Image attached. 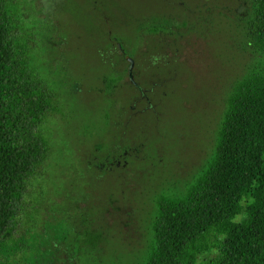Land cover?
<instances>
[{
  "label": "rangeland",
  "instance_id": "rangeland-1",
  "mask_svg": "<svg viewBox=\"0 0 264 264\" xmlns=\"http://www.w3.org/2000/svg\"><path fill=\"white\" fill-rule=\"evenodd\" d=\"M33 1L50 76L68 78L79 97L67 98L73 103L58 123L59 145L76 154L104 148L91 158L101 171L79 183L87 202L60 220L82 235L79 247L102 244V264H138L155 197L184 188L207 161L224 100L245 70L234 21L243 0ZM152 22L163 27L158 35ZM126 54L132 80L109 84L124 76L117 63ZM115 152H128L126 168ZM113 157L121 168L109 173Z\"/></svg>",
  "mask_w": 264,
  "mask_h": 264
},
{
  "label": "trees",
  "instance_id": "trees-1",
  "mask_svg": "<svg viewBox=\"0 0 264 264\" xmlns=\"http://www.w3.org/2000/svg\"><path fill=\"white\" fill-rule=\"evenodd\" d=\"M36 9L33 0H0V264H102V244L79 247L82 235L60 219L87 202L79 183L100 171L91 158L104 148L76 154L59 145L67 98L79 97L68 78L50 76ZM234 21L245 70L224 100L207 161L184 188L155 197L138 264H264V0H243ZM161 26L152 22L150 33ZM125 73L109 84L125 83Z\"/></svg>",
  "mask_w": 264,
  "mask_h": 264
},
{
  "label": "flooded vegetation",
  "instance_id": "flooded-vegetation-1",
  "mask_svg": "<svg viewBox=\"0 0 264 264\" xmlns=\"http://www.w3.org/2000/svg\"><path fill=\"white\" fill-rule=\"evenodd\" d=\"M125 58L127 59L128 58V55L126 54L125 55ZM132 64H134V63H132ZM126 71H127V73L129 72V70H128V68L126 69ZM133 73L131 74V73H128V74H126L125 75V77H124V79L126 78V76L128 77V80L129 79H131L132 77H133V75H134V71H135V68L133 67ZM131 75V76H130ZM132 80V79H131ZM126 83V82H125ZM126 85H128V84H126ZM136 84L134 83V87L136 88ZM136 89H139V88H136ZM139 91L141 92V95L142 96H144L143 95V93H144V91H143V89H139ZM127 154H128V152H124V156L122 155H120L119 157L121 158L122 157V159H123V157H125V161H124V163H123V165H122V168H126L127 167V165H128V163H127ZM117 157V156H116ZM119 159V158H118ZM117 158L115 159L114 157L113 158H111V162H108V165H109V170H107L109 173H111V172H113L114 170H117V169H119V168H121V167H119L120 166V164L122 163V161H119ZM100 171H101V169L103 168H101L100 166H96Z\"/></svg>",
  "mask_w": 264,
  "mask_h": 264
}]
</instances>
